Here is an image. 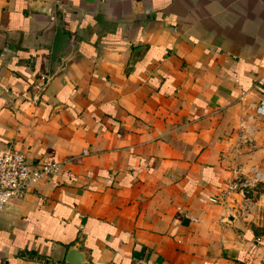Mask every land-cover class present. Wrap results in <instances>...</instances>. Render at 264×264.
<instances>
[{"label":"crops","instance_id":"crops-1","mask_svg":"<svg viewBox=\"0 0 264 264\" xmlns=\"http://www.w3.org/2000/svg\"><path fill=\"white\" fill-rule=\"evenodd\" d=\"M260 101L264 0H0V150L58 164L0 264H264V192H223L264 180Z\"/></svg>","mask_w":264,"mask_h":264},{"label":"built area","instance_id":"built-area-1","mask_svg":"<svg viewBox=\"0 0 264 264\" xmlns=\"http://www.w3.org/2000/svg\"><path fill=\"white\" fill-rule=\"evenodd\" d=\"M255 112L264 115V103L259 102L255 107ZM58 169L56 162L39 161L30 164L26 160L23 151L13 145L0 150V210L11 199H19L24 196L28 188L37 182L42 176ZM264 176L261 171L253 170L252 180H259ZM247 178L232 176L224 185L223 192L241 190L244 186L250 185ZM211 202L218 201L219 198L208 196Z\"/></svg>","mask_w":264,"mask_h":264},{"label":"water","instance_id":"water-1","mask_svg":"<svg viewBox=\"0 0 264 264\" xmlns=\"http://www.w3.org/2000/svg\"><path fill=\"white\" fill-rule=\"evenodd\" d=\"M68 35L61 26H56V31L53 38V43L50 51V68H55L59 63V58L67 45ZM84 254L70 244L64 254V264H83Z\"/></svg>","mask_w":264,"mask_h":264},{"label":"rangeland","instance_id":"rangeland-1","mask_svg":"<svg viewBox=\"0 0 264 264\" xmlns=\"http://www.w3.org/2000/svg\"><path fill=\"white\" fill-rule=\"evenodd\" d=\"M245 189H247V192L245 194L250 193L253 189L256 190V191L264 192V180L263 181L254 182V184H252L251 186L250 185L246 186Z\"/></svg>","mask_w":264,"mask_h":264}]
</instances>
